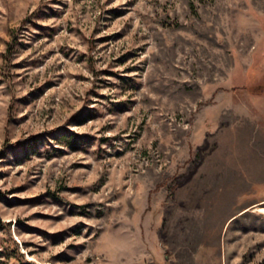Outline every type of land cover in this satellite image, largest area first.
<instances>
[{"label":"rangeland","instance_id":"1","mask_svg":"<svg viewBox=\"0 0 264 264\" xmlns=\"http://www.w3.org/2000/svg\"><path fill=\"white\" fill-rule=\"evenodd\" d=\"M264 0H0V264H264Z\"/></svg>","mask_w":264,"mask_h":264},{"label":"bare ground","instance_id":"2","mask_svg":"<svg viewBox=\"0 0 264 264\" xmlns=\"http://www.w3.org/2000/svg\"><path fill=\"white\" fill-rule=\"evenodd\" d=\"M261 209H264V208H261Z\"/></svg>","mask_w":264,"mask_h":264}]
</instances>
